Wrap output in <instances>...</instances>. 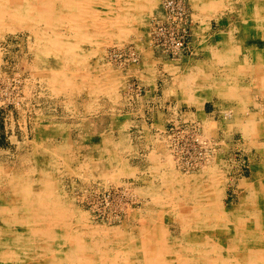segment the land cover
<instances>
[{
	"label": "bare ground",
	"instance_id": "obj_1",
	"mask_svg": "<svg viewBox=\"0 0 264 264\" xmlns=\"http://www.w3.org/2000/svg\"><path fill=\"white\" fill-rule=\"evenodd\" d=\"M189 1L202 15L229 14L220 22L224 29L204 45L206 60L180 71L169 67L164 90L177 94L179 88L182 99L195 104L215 93L227 108L218 121L202 105L200 114L174 119L148 138L144 145L154 147L146 158L160 181L142 191L151 195L145 216L133 212L132 226H125L100 223L83 210L87 198L72 193L76 182L66 188L63 180L77 176L78 189H84L94 188L93 180L99 179L107 188L139 172L123 157L133 155L130 132L115 113L123 81L114 66L98 64L95 50L102 39L127 38L137 30V14H147L149 5L144 0H0V35L20 29L32 37L31 61L17 63L27 73L24 98L39 105L32 109L29 127L23 125L17 153L0 152V264H264V115L259 113L264 47L246 45L248 38L264 41V0ZM48 102L60 113L46 109ZM155 109L146 117L154 121L166 115ZM230 127L240 129L243 142L227 145L234 137ZM176 128L182 129L178 139L199 151L194 159H184L183 149L176 153ZM253 148L258 160L252 159ZM236 161L239 169L250 161V176L241 181L244 191L228 200L225 175ZM98 189L100 184L92 192ZM164 217L171 219L172 229L163 224Z\"/></svg>",
	"mask_w": 264,
	"mask_h": 264
},
{
	"label": "rangeland",
	"instance_id": "obj_2",
	"mask_svg": "<svg viewBox=\"0 0 264 264\" xmlns=\"http://www.w3.org/2000/svg\"><path fill=\"white\" fill-rule=\"evenodd\" d=\"M144 4L149 5V11L147 14H143L142 12L137 14L138 18L133 23L135 25L134 28L136 27L137 30L131 32L127 38H117L116 36H112V38H107V40L102 39L103 43L98 42L95 50V56L98 58V64L105 63L107 65L114 66L115 69H112L116 70L119 80L123 81V84L118 90L119 95L122 97H119L121 101L117 104L115 113L119 116L120 121L126 123V132H130L128 142L132 147L131 150L133 155L126 152L123 157L133 167L136 165L135 167H137L140 172L136 175L139 177L134 175L126 179L122 178L117 183L106 184L108 185L107 188L104 186L105 184L100 182L99 179H95V181L93 180L94 188H91V185H86L84 189H78L77 185L80 180L77 176L72 179L69 176H66L63 180V185L65 186L67 184L66 188H72V185L70 184L71 180L76 182L73 188L74 192L72 191V193H76L77 198L80 196L81 198L82 196L87 198L86 201L83 202V210H87V212L100 223L108 224L110 222H119L125 226H132L130 218L132 217L131 215H135L133 212L137 213L138 216H140L139 214H141L142 217L145 216V203L148 204L151 201V195L149 196L147 193V195H145L142 191L147 189L148 186L158 184L160 181L157 176L154 178L155 175L153 174V171L150 170V164L146 158V151L154 147L153 144L144 145L150 136H155V133H158L161 128L174 119L184 121L183 119L191 118L190 115H193L192 113L200 114L203 112V106L206 110L207 116L210 119L213 117L215 120H218L220 110L227 108V106H225V101L223 102V100L215 93L205 95L200 102L195 104L186 102L182 99L179 88L177 90V94H167L164 89H167L166 81H169V78L172 75L169 71V67L173 66L180 71V68L186 66V64L189 66L196 62L206 60L204 45H206V43L210 44L211 40L215 37V34L224 29L220 22L222 18H226L229 11L226 10L227 12L223 11L214 13L210 16L207 13L202 15L198 11L197 7L193 6L189 0H152L151 2L148 1V3L144 0ZM197 13H199V15ZM230 17L235 19L234 15H231ZM127 35L128 34L125 36ZM29 38L32 37H30L28 31L20 29L15 31L6 30L0 35V152L6 155L9 154L11 155L10 157L18 151V144L16 142L21 140L23 125H25V123L28 124V127L30 125L29 123L31 113L33 111L32 109L34 107L39 108L38 103L33 101L28 102V98H24L25 92L22 93V87H24V78L27 73H24L21 70V65L17 63L18 61L28 62L32 59V55L28 50ZM246 45H255L256 47L263 48L264 41L258 38H248ZM24 58L27 60H24ZM147 67H151L153 73H149V69ZM14 72L18 74V80L13 78L16 74H14ZM21 96H23L24 100ZM13 100H16L15 102L17 103H14ZM76 100L79 101L78 99ZM77 101H75V103ZM259 102L261 106L259 113L264 115V97L263 100ZM126 104L128 106L130 105L129 108ZM55 108L56 106L51 102L46 104V109L50 111H53ZM73 108L74 111L77 109L75 107ZM155 108L164 109L166 115L162 114V118H159V120L155 119L156 121H153L146 117V115L149 109L156 110ZM20 109L22 112H25L23 116L20 115ZM41 109L43 108L41 107ZM55 110H58L57 113H60L59 109ZM189 113L191 114L187 115ZM64 115L66 114L64 113ZM69 116H71L74 121L77 119V117H73V114H69ZM151 124H153V128H151ZM66 125L68 128L72 127L71 130L76 133L75 127L72 123H70V121L66 122ZM221 126L218 129V132L220 133L221 129H223ZM233 128L230 127L227 129V131L231 129L230 132L234 135L233 138H228L227 141H225L227 145H229V143H236L240 139V142H243L240 135V129ZM111 129L113 136H115L114 139L118 140V128L115 126ZM181 130L182 129L180 128H176L177 132L174 134L175 139H178ZM150 131L153 133H150ZM262 135L263 136L261 138L264 140V132ZM73 137L76 138L77 135ZM261 146H263V144ZM181 149L184 150V159H194L199 152L198 150L193 149L189 141L184 142V140L178 139L177 145H175L176 153L180 152ZM234 149V152L236 151L238 157L239 150L237 149L239 148L234 147ZM253 155L254 148L251 149V156L253 157ZM165 158V154L162 158L160 157L162 162ZM258 158L259 156L257 153V155L252 159L258 160ZM62 160V156L59 157V161L62 162ZM250 161L243 163L241 167L242 169H239V163L241 164V161H236L235 163L233 162L232 165L231 163L229 164L228 172L225 175V180L228 182V186L226 188L227 196H229L228 200L232 198V194H235L236 191H244L243 182L241 181L249 178L250 176ZM165 169L168 173L172 171V168ZM99 184L100 189H98L97 192H92L96 187H99ZM162 189H164V187H162ZM170 221V218L165 219L164 217L163 224H167V227L169 226L168 228L172 229L173 225Z\"/></svg>",
	"mask_w": 264,
	"mask_h": 264
}]
</instances>
